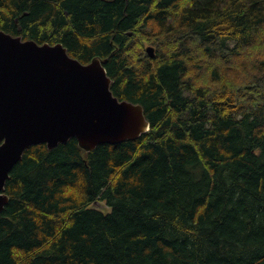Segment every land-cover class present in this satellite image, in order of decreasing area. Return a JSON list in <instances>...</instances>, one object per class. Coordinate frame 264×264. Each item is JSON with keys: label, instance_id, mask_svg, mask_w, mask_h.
<instances>
[{"label": "trees", "instance_id": "1", "mask_svg": "<svg viewBox=\"0 0 264 264\" xmlns=\"http://www.w3.org/2000/svg\"><path fill=\"white\" fill-rule=\"evenodd\" d=\"M0 31L106 60L149 124L26 149L0 264H264V0H0Z\"/></svg>", "mask_w": 264, "mask_h": 264}, {"label": "water", "instance_id": "2", "mask_svg": "<svg viewBox=\"0 0 264 264\" xmlns=\"http://www.w3.org/2000/svg\"><path fill=\"white\" fill-rule=\"evenodd\" d=\"M154 57V48H146ZM106 60L82 64L57 43L0 31V213L9 173L32 145L52 150L74 138L84 152L134 141L149 130L143 109L116 98Z\"/></svg>", "mask_w": 264, "mask_h": 264}, {"label": "rangeland", "instance_id": "3", "mask_svg": "<svg viewBox=\"0 0 264 264\" xmlns=\"http://www.w3.org/2000/svg\"><path fill=\"white\" fill-rule=\"evenodd\" d=\"M149 46L154 48V46H152V45H147L146 48L149 47ZM94 207L97 208V209H100V210H102L104 212L108 211V209H107V207H106V205L104 203H97V204L94 205Z\"/></svg>", "mask_w": 264, "mask_h": 264}, {"label": "bare ground", "instance_id": "4", "mask_svg": "<svg viewBox=\"0 0 264 264\" xmlns=\"http://www.w3.org/2000/svg\"><path fill=\"white\" fill-rule=\"evenodd\" d=\"M23 156V155H22ZM22 159V158H21Z\"/></svg>", "mask_w": 264, "mask_h": 264}]
</instances>
